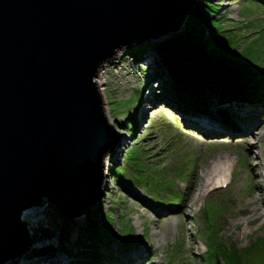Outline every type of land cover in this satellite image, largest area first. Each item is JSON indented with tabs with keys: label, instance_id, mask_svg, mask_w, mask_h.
<instances>
[{
	"label": "rangeland",
	"instance_id": "374dc122",
	"mask_svg": "<svg viewBox=\"0 0 264 264\" xmlns=\"http://www.w3.org/2000/svg\"><path fill=\"white\" fill-rule=\"evenodd\" d=\"M185 15L181 27L163 33L159 41L177 36L190 49L264 83V0H197ZM134 47L117 52L101 65L95 77L101 81L97 86L104 113L118 135L116 146L103 158L107 170L103 164L100 202L87 203L79 220L70 219L46 201L36 212L23 215L33 243L27 258L56 255L65 259L61 264H72L73 258L61 248L72 251L76 227L65 240L51 223L64 227L62 215L83 222L92 210L113 241L101 251L106 257L81 255L76 259L79 264L88 260L93 264H124L126 252L137 256L129 264H206L202 260L210 244L204 235L206 228L215 242L221 240L223 245L238 248L264 234V156L257 159L259 153L264 154V105L228 102L229 95L222 87L202 80L204 94L213 93L203 102L217 111L211 116L228 129L234 126L232 132L205 131L196 121L204 107L191 110L190 105L184 113L175 110L164 96V81L149 77L161 70L160 58L149 51L134 60L129 53ZM201 74L197 77H204ZM186 82L182 93L191 88V81ZM222 113L228 123H224ZM130 115L136 119L133 131L127 127ZM235 125L239 131H234ZM221 162L227 164L229 184L222 188L219 183L223 178L205 186L207 170L215 164L221 166ZM114 168L128 188L114 180ZM255 172L262 177H254ZM37 234L42 238L35 239ZM112 255L116 258H110ZM251 257L249 264L264 261L257 253Z\"/></svg>",
	"mask_w": 264,
	"mask_h": 264
},
{
	"label": "water",
	"instance_id": "95a60500",
	"mask_svg": "<svg viewBox=\"0 0 264 264\" xmlns=\"http://www.w3.org/2000/svg\"><path fill=\"white\" fill-rule=\"evenodd\" d=\"M196 1L0 0V264L30 244L22 216L34 204L77 220L98 201L118 137L98 69L178 30Z\"/></svg>",
	"mask_w": 264,
	"mask_h": 264
},
{
	"label": "trees",
	"instance_id": "16d2710c",
	"mask_svg": "<svg viewBox=\"0 0 264 264\" xmlns=\"http://www.w3.org/2000/svg\"><path fill=\"white\" fill-rule=\"evenodd\" d=\"M129 51L134 60L142 59L144 54L149 51H154L158 59L160 58L161 70L158 72L155 71V73L151 74L149 77L151 80L159 78L164 81V96H166L169 103L171 102L170 104L173 105L175 110L179 112L184 113L185 109L190 108V105L192 107L190 108L191 110L194 108L199 110L205 107L203 102L211 97V94L213 95L212 92L204 94V91H202L201 82L205 79H207L212 86L222 87L224 89V94L226 96L229 95L228 102L233 99L238 102H248L250 105H264V83L254 81L228 64L216 62L190 49L182 44L177 36L168 40H161L157 45L152 42H144ZM199 73H202L201 75L204 77H197ZM167 78L168 80H166ZM188 80L191 81V83H189L191 88H187L185 92L182 93V84L188 83L186 82ZM235 104L238 103L235 102ZM227 108L230 111H234L232 107ZM231 115L233 116V114ZM134 116L135 115H130L128 119L129 123L127 127L131 131L136 128V119H134ZM119 123L120 125H124L123 120H119ZM115 169L116 168H114V180L122 187L128 188L123 182V175L117 174ZM99 202L100 200L96 203ZM178 203L179 201L177 204L173 205L178 206ZM56 209L58 212H56V214L60 217L61 213H59L58 208ZM95 213L94 210L88 211L83 222L71 221L67 219L68 217L66 219L63 218L62 215L64 227L53 222L51 223L52 226L57 228L61 238H65V236L76 227L77 235L71 242L73 245V252L70 248H61L64 253L73 258L72 264H79L76 259L81 255L89 258H96L97 256L99 258L106 257L102 252L107 249L108 243L113 241V238L110 240L104 233V227ZM204 232H206L204 235L210 242V244L207 245L206 255H202V260L206 264H249L248 261L252 259L251 254L253 253L259 254L261 258L264 257V234L255 237L246 247L238 248L234 244H229L227 246L223 245L221 244V240L215 242L213 238L208 235L209 229L207 228ZM40 238H42L40 234L35 236V239ZM125 240L128 239L125 238ZM94 254L96 257L93 256ZM110 258L115 259L116 256L112 255ZM261 264H264V261H261Z\"/></svg>",
	"mask_w": 264,
	"mask_h": 264
},
{
	"label": "bare ground",
	"instance_id": "6f19581e",
	"mask_svg": "<svg viewBox=\"0 0 264 264\" xmlns=\"http://www.w3.org/2000/svg\"><path fill=\"white\" fill-rule=\"evenodd\" d=\"M95 81H96V84L98 85H100L101 83V81L100 80H98V78L97 79H95ZM205 101H207V100H205ZM209 101V100H208ZM207 101V102H208ZM206 102V103H207ZM205 103V107L202 109V110H200L201 112H199V114L200 115H202L201 117H199L198 119H196V121H198V124H199V126H201L202 128H203V130H205V131H211V130H215V131H218V132H224V131H228V132H232L233 131V127H231L230 129H228L226 126H224V125H222V124H219V119L218 118H214V117H212L213 115H215L216 113H217V111H212V110H215V109H213L212 107H210L211 106V104H209L208 105V103L206 104ZM207 105H208V107H207ZM207 109H209V110H207ZM241 111V113L243 112H245V110H240ZM198 112H194V113H197L198 114ZM214 112V113H213ZM249 112V111H248ZM211 113H213V114H211ZM224 113V112H223ZM222 113V114H223ZM196 114V115H197ZM212 115V116H211ZM223 117H224V123H228L229 122V120H228V117L225 115V114H223L222 115ZM216 117V116H215ZM217 120V121H216ZM193 121H195L194 119H193ZM226 127V128H225ZM252 128V127H251ZM234 131H239V127H237V125H235V128H234ZM241 132V131H240ZM264 156V154L263 153H259V156H257V159L259 160L260 158H262ZM106 157V156H105ZM221 161V160H220ZM222 163V162H221ZM228 163V162H227ZM103 164H105V171L107 170V167H106V160L104 159V161H103ZM226 162H223L222 164H221V166H219V165H217V164H215L213 167H211L209 170H207V172H206V174H205V186L207 185V186H209V185H211L212 183H214V181L215 180H218V179H223L224 178V180L221 182V183H224V182H228V180H227V178L225 177V175H226V172H227V167H226ZM257 167V166H256ZM263 167V166H262ZM230 170V169H229ZM255 171V170H254ZM104 172V171H103ZM221 176H223L222 178H220ZM254 177H258V178H260V177H262V174L259 172V173H257V172H255L254 173ZM230 180V179H229ZM256 182V181H255ZM254 182V183H255ZM218 183V182H217ZM221 183H219V184H221ZM229 183H227V185H228ZM218 185V184H217ZM47 197V196H46ZM42 201H44V200H42ZM39 204H34L33 205V209H31L32 211H34V212H36L37 210H38V208L41 206L42 207V205H41V201L40 202H38ZM35 208V209H34ZM46 210V209H45ZM255 210V209H254ZM79 215V214H78ZM78 215H76L77 217H78ZM25 216V215H24ZM75 216V217H76ZM57 229V228H56ZM50 235V234H49ZM76 236V235H75ZM46 239V238H45ZM64 239V238H63ZM65 240H66V238H65ZM64 240V241H65ZM25 244H26V249L24 248L19 254H14V255H10L9 257H5L4 258V260L1 262V264H39V263H42L43 262V264H58V262H59V264H61L62 262L61 261H63L64 263H66V261H65V259L64 258H61V257H57L56 255H54V256H52L51 258L50 257H48V256H43V255H40V256H38V259H36V258H27L26 256H27V254L28 253H30V252H32V251H29V249H30V247H31V245H33V243L31 242V240H30V244H28V240L27 239H25V240H22ZM54 243V242H53ZM57 246V245H56ZM149 246V245H148ZM35 248V247H34ZM64 248V247H63ZM70 248V247H69ZM32 249V248H31ZM59 249V248H58ZM77 249V248H76ZM54 252V251H53ZM73 252V251H72ZM84 252V251H83ZM60 253V252H59ZM77 254V253H76ZM80 254V253H79ZM58 255V254H57ZM126 256H125V261H123V263L124 264H129L133 259L132 258H137V256H135V255H133L132 253H128L127 254V252H126V254H125ZM150 255V254H149ZM15 257H17V258H15ZM36 259V260H35ZM91 259V258H90ZM50 260V261H49ZM99 260V259H98ZM135 260V259H134ZM104 261V260H103ZM85 263L84 264H93V262L92 261H84ZM113 263V262H112ZM121 263H122V261H121ZM97 264V263H96ZM136 264H140L139 263V261H137L136 262ZM147 264V263H146Z\"/></svg>",
	"mask_w": 264,
	"mask_h": 264
}]
</instances>
